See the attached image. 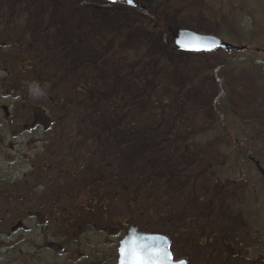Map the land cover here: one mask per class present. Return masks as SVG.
<instances>
[{"label": "rangeland", "instance_id": "1", "mask_svg": "<svg viewBox=\"0 0 264 264\" xmlns=\"http://www.w3.org/2000/svg\"><path fill=\"white\" fill-rule=\"evenodd\" d=\"M133 1L0 0V84L16 73L17 83L40 88L21 108L37 95L50 122L31 131L0 119V134L14 149L27 148V131L40 143L52 135L35 148L52 150L41 164L55 166L56 185L33 179L30 188L57 199H0V264L35 254L37 229L26 232L21 254L6 234L7 214L20 216L23 206L52 209L58 229L101 227V244L116 242L129 221L167 236L172 256L187 264H240L231 247H248L259 233L264 245V0ZM176 29L247 49L183 51ZM21 54L34 67L27 74L16 68ZM216 70L227 87L217 103L229 105L225 134L216 125ZM8 164L0 156V173ZM18 170L13 178L29 168ZM82 239L45 264H72L88 250Z\"/></svg>", "mask_w": 264, "mask_h": 264}, {"label": "flooded vegetation", "instance_id": "2", "mask_svg": "<svg viewBox=\"0 0 264 264\" xmlns=\"http://www.w3.org/2000/svg\"><path fill=\"white\" fill-rule=\"evenodd\" d=\"M19 62L16 68L21 73L27 74L30 69H34L31 66V58L25 54L19 56ZM14 75L16 73L13 74V77L8 75V78L11 80L5 79L0 84V119L6 124L23 126L25 129L31 131H34L36 127L42 128V125L47 128L50 123L49 118L46 115V111L40 105L41 102L38 100L37 95L34 97L33 104H28L27 108H21L22 101L29 98L33 92H40L41 89L33 87L31 84L17 83ZM45 101L49 102L47 99ZM38 102L39 105L36 104ZM22 114H26V120L21 116ZM27 132L29 134L27 138L28 144H26L27 148L24 149L10 148L0 134V156H6L9 163L3 169L2 173H0V199L17 200L18 203H24L26 200H57L53 196L42 197V195H38L35 191L37 187L36 189L30 188V183L33 179H36L37 182L42 181L47 183L50 188H54L56 185V178L52 176L53 171L56 170L55 166L49 163L43 167L41 164V158L48 153L51 154L52 150L35 148L37 142L38 144H42L44 141L43 145L45 146L48 140L47 137H50L49 145H51L52 135L46 136L40 143V136H37L36 133ZM16 139H18V136ZM21 145L23 146V144ZM51 160L53 158L49 159V162ZM250 160L258 167L259 164H256L258 163L257 161L253 158H250ZM22 166L28 167L29 170H26L20 177L13 178L10 172L14 173L15 171H11V168L19 172L20 170L18 169ZM260 174L264 178V167L260 169ZM26 189L27 191H25ZM24 210L23 206L20 216L14 212L10 213V215L7 214L9 224L6 227V234L8 238L16 236V247H19L18 254L22 253L20 247L22 245L24 246L30 240V238L25 236L27 235L26 232H33L37 229V238L39 240L34 245L29 242L35 254L25 255L24 261L18 258L16 263L26 264L28 261L31 262L34 259L35 264H45V258H54L55 255L53 253L55 251L62 253V250H64L66 253H70V248H75V244L81 246L80 238L82 237L83 244L88 248L87 252L84 251L85 254L77 252L76 260L72 261V257H70L66 261L72 264L76 262H81V264H118V246L128 231V227L131 224L129 221L125 223L126 226L118 234L119 237H117L116 242L107 243L103 240L101 244V227L97 228L96 225L88 222L85 224L74 223L70 227L58 229L52 219V209L46 212L42 210ZM19 211L20 209L17 210V212ZM16 226L18 228L14 229ZM137 231L140 233H148L140 231L139 229ZM19 232H22V235H17ZM256 238L253 244H250L248 247H243L240 250L231 247L232 258L236 259L240 264H264V245L261 241L263 236L259 233ZM225 246L228 247L227 245ZM64 247L68 248V250L64 249ZM27 258L29 259L28 261H26ZM172 259L175 261L179 260L173 256ZM53 262L56 264L59 263L56 260H52V263L49 262L48 264H53ZM62 263L65 264V261Z\"/></svg>", "mask_w": 264, "mask_h": 264}, {"label": "water", "instance_id": "3", "mask_svg": "<svg viewBox=\"0 0 264 264\" xmlns=\"http://www.w3.org/2000/svg\"><path fill=\"white\" fill-rule=\"evenodd\" d=\"M106 2L110 4L114 3H121L125 2L127 5L134 6L135 2L132 0L131 3L128 2V0H115V2H112V0H105ZM172 38L174 40V45L184 51L189 52H208L212 51L216 48H221L223 50H244L245 47H239L232 45L230 43H227L223 41L222 39L218 38L217 36L212 35H201L186 29H176L172 33ZM259 51V50H257ZM264 52V49L262 50ZM18 228L16 226L14 229ZM137 240L142 244L151 246L152 250H164V253L158 257L159 259L163 260V264H186L185 259H181L178 261H172L171 260V254L168 249L169 246V239L168 237L157 234V233H138L136 225H130L128 228V231L125 235V237L120 241L119 248H118V264H121L122 261V255H121V248L124 247V242L128 240ZM170 254V255H167Z\"/></svg>", "mask_w": 264, "mask_h": 264}, {"label": "snow or ice", "instance_id": "4", "mask_svg": "<svg viewBox=\"0 0 264 264\" xmlns=\"http://www.w3.org/2000/svg\"><path fill=\"white\" fill-rule=\"evenodd\" d=\"M112 2H115V0H112ZM128 2L131 3L132 0H128ZM163 253L164 250L154 251L151 246L130 239L125 241L124 247L121 248V264H163V260L158 258Z\"/></svg>", "mask_w": 264, "mask_h": 264}, {"label": "trees", "instance_id": "5", "mask_svg": "<svg viewBox=\"0 0 264 264\" xmlns=\"http://www.w3.org/2000/svg\"><path fill=\"white\" fill-rule=\"evenodd\" d=\"M227 2H228V5H229L230 4V0H227ZM233 6H234V4L231 6V8H233ZM241 7L243 8V6L239 3L237 9H239ZM247 16L250 17V15H247ZM250 19H251V17L250 18H247L246 21L249 22ZM246 49L247 48H245V50ZM253 65H254V67H255V69L257 71H259V72L261 71V65L260 64H253ZM214 75H215V78H216V83L218 85V93H217V97H216V99L214 101L215 102V112H216V115H217V117H216V119H217L216 125L217 126H220L221 132L225 134L226 132H230L228 129L231 126L230 125V120L227 119L228 118V115L226 114V112H228L227 111L228 110L227 107L229 105L228 104H225V103L224 104L221 103V106H218V104H219L218 102L220 101V99L227 98V87H226L224 81L222 80V78L217 74V70L214 71ZM238 142H239V138L236 137L235 138V142H234V144H236V147H237L238 144H240ZM246 143H247V141H246ZM245 151H246V154L247 155H249V152H251L250 148H248V147L245 148ZM245 151H243V152L245 153ZM10 262L11 263H16L17 262V258H15L14 256H12L10 258Z\"/></svg>", "mask_w": 264, "mask_h": 264}]
</instances>
